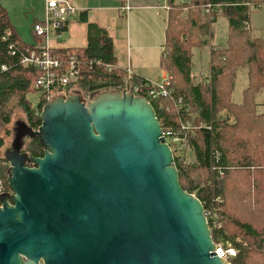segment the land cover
<instances>
[{"label": "water", "instance_id": "obj_1", "mask_svg": "<svg viewBox=\"0 0 264 264\" xmlns=\"http://www.w3.org/2000/svg\"><path fill=\"white\" fill-rule=\"evenodd\" d=\"M3 158L0 264H230L180 184L153 105L124 90L58 94Z\"/></svg>", "mask_w": 264, "mask_h": 264}, {"label": "trees", "instance_id": "obj_2", "mask_svg": "<svg viewBox=\"0 0 264 264\" xmlns=\"http://www.w3.org/2000/svg\"><path fill=\"white\" fill-rule=\"evenodd\" d=\"M208 2L211 10L205 12ZM260 2L166 0L159 68L169 75L172 91L152 102L162 129L185 137L193 152V161L173 155L182 188L199 198L204 209L210 207L211 198H221L216 204L221 226L214 229L213 239L236 248L233 264H264V36H254L249 26L252 8L259 7ZM219 15L228 21V39L221 46L210 45L209 76L201 79L192 70V49L207 44L204 37ZM34 48L33 43L20 38L0 2V134L9 133L7 127L17 110L33 120V127L40 125V117L34 112L42 108V102L32 106L27 98L36 91L40 72L21 63ZM55 52L64 68L72 55L78 60L81 76L64 91L74 88L97 93L126 88L125 70L117 65L113 40L105 27L88 22L84 46L56 48ZM106 64L112 65L110 71ZM242 72L246 85L237 101V79ZM187 122L195 128L186 134L181 125ZM204 124H211L212 129ZM22 150L34 156L43 154L36 137ZM8 167L0 156V177L6 187ZM219 172L222 177L217 182Z\"/></svg>", "mask_w": 264, "mask_h": 264}, {"label": "built area", "instance_id": "obj_3", "mask_svg": "<svg viewBox=\"0 0 264 264\" xmlns=\"http://www.w3.org/2000/svg\"><path fill=\"white\" fill-rule=\"evenodd\" d=\"M76 7L69 0H45L44 16L40 20H36L32 24V31L34 35L43 40V43H39L35 40L34 49L29 51L27 55H24L21 59V63L24 66H33L40 72L38 78L35 81L34 88L40 93L39 101L42 102V107L50 101L54 96L62 94V92L69 86L74 84L78 78H80V71L78 69V60L75 55H72L69 59L67 67H63L62 59L57 55L54 49V44L51 43L50 34L53 32L57 36V39L61 37L64 27L67 22L76 13ZM123 11H127L129 6L124 5L121 7ZM211 3H207L204 11L210 12ZM92 62L90 61V64ZM100 64V61H96ZM111 64H106L105 69L110 71ZM125 70V83L126 88L124 91L133 95L143 96L148 102L152 104L153 101H158L161 97L167 96L171 93L169 88V75L165 76L159 82H153L146 78L137 76L130 68L129 64L124 68ZM72 88H70L71 90ZM38 101V102H39ZM37 102V103H38ZM180 102V99H179ZM168 108V107H167ZM42 108L39 110L35 108L34 115L41 117ZM204 127L211 130V124H204ZM195 125L187 122L181 125V129L187 132L194 131ZM164 142L167 143L170 149L175 152V155L185 156L180 154L181 143L187 144L186 138H181L174 131H162ZM177 151V152H176ZM218 159V155L216 156ZM214 167L211 168V172L214 171ZM222 173L219 172L217 182H220ZM214 182V178H212ZM5 192H12L9 187H6L0 179V194ZM219 196L211 198L210 207L204 209L208 226L213 239L214 229L221 226V222L218 220L217 214V202H220ZM214 241V239H213ZM215 248L213 253L230 264H233L232 259L236 256L237 250L230 243H220L214 241Z\"/></svg>", "mask_w": 264, "mask_h": 264}, {"label": "crops", "instance_id": "obj_4", "mask_svg": "<svg viewBox=\"0 0 264 264\" xmlns=\"http://www.w3.org/2000/svg\"><path fill=\"white\" fill-rule=\"evenodd\" d=\"M77 9V20L85 24V32L87 29V23L93 22L99 26L105 27L108 31L109 36L114 39L113 25L111 19H119L124 27L126 37H125V50L126 57L124 60H119V55H116L117 65L125 68L129 64L131 70L139 77L146 78L153 82H159L166 74L164 70L159 68V55L164 49L165 41V28L167 20V10L166 7L165 17L161 15L160 7L156 3L158 0H125L123 4L119 0H100L98 7L92 6V0H69ZM2 3V1L0 0ZM3 5V3H2ZM117 5V6H116ZM127 5L129 9L123 11L122 6ZM4 6V5H3ZM5 7V6H4ZM6 8V7H5ZM7 9V8H6ZM117 11V13L114 12ZM99 14L104 16L99 17ZM122 15L123 18L120 17ZM220 17V16H219ZM218 17V18H219ZM217 18V19H218ZM37 20V19H36ZM12 21V20H11ZM73 21L70 19L67 22L65 33L68 32L69 25ZM216 22V21H215ZM214 22V23H215ZM14 24V22H12ZM20 38L27 43H34L27 41L21 37L16 25L14 24ZM86 34V33H85ZM254 36L262 37L264 36V30L262 33H258ZM114 44V40H113ZM216 46H221L223 44L217 43ZM221 44V45H219ZM206 45V44H205ZM81 45H69L62 44L60 41L54 43V49L56 48H66V47H80ZM84 46V45H83ZM204 46V45H202ZM116 47L114 45V51ZM199 48L192 49V70L194 64L198 63L201 57L193 58L197 53H200ZM117 50V49H116ZM209 61H210V49L208 63L206 65L197 64L194 74L201 79H206L209 76ZM204 66V67H203ZM243 81L241 87L236 92V100L240 99V92L246 85V78L243 76Z\"/></svg>", "mask_w": 264, "mask_h": 264}, {"label": "rangeland", "instance_id": "obj_5", "mask_svg": "<svg viewBox=\"0 0 264 264\" xmlns=\"http://www.w3.org/2000/svg\"><path fill=\"white\" fill-rule=\"evenodd\" d=\"M1 1L3 5L7 8L10 19L16 25L18 31L21 34V37L27 41L32 40V42H35V40H37L39 43H43L42 39H39L34 35L32 31V24L36 21V19L40 20L43 18L45 0H1ZM179 1L188 2L189 0H179ZM99 3H100V0H92L93 7L100 6ZM156 3H158V5L164 6L163 8L160 7V12H161V15L165 17V14H166L165 9L167 7L166 0H158ZM258 5L259 7H256V8L254 7L255 9L252 8V12L250 13L249 26H250V29L253 35L262 33L264 30V0H261V2ZM251 6L253 7L254 4H252ZM114 12L117 13L116 10H114ZM98 16L102 17L104 15L99 14ZM219 16H218L219 18L217 17L218 19H216V22L213 23L211 30L207 32V34L204 37V39L207 41V44L204 46H201L199 49L201 50V52L193 56V58L201 57L198 60V63L194 64L193 70L196 69L197 64H200L199 63L200 61L202 62V65H206L208 63L209 49H210L211 44L213 45H218L217 43L225 44L228 39V32H229L228 21L224 16L222 15H219ZM120 17L123 18L122 15H120ZM71 20L73 22L69 25L68 32L65 33V31H63L60 38L57 39V36L53 34V32L50 34L51 43L54 44L60 41V45L69 44V45L83 46L86 44L85 24L77 20V14L74 15L71 18ZM110 21L113 25V31H114L113 40H114V45L117 49V50L115 49V54L119 55V60L122 61L126 57V50H125L126 33L122 25V22L119 19L112 18ZM160 54H162V52H160ZM243 76L245 75L242 72L240 74L239 79H237V86H236L237 90H239L242 83H244ZM75 91H78V90L72 88L68 92L70 93V92H75ZM79 92H80V95L84 97L85 102H89L95 96V94L99 93V92L88 93L85 91H79ZM63 95L68 96L69 94L67 95L63 94ZM39 96H40V93L37 91H32L27 94V98L31 102L32 106H35L37 104V102L39 101ZM25 118L26 116L22 111L20 110L15 111L12 117V120L7 127L9 129V133L7 135H5L4 133L0 134L3 137V144L0 145V156L3 157L5 150L11 146V143L13 141L12 140L13 130L15 126H17L18 123L25 124V121H24ZM22 142L24 146L27 140L23 139ZM179 152L180 154H183L185 156V159L187 161H193V158H194L193 152L187 144H185L184 146V144L181 143V149ZM6 163L9 166V163L7 161ZM0 179L3 182L2 177H0Z\"/></svg>", "mask_w": 264, "mask_h": 264}, {"label": "flooded vegetation", "instance_id": "obj_6", "mask_svg": "<svg viewBox=\"0 0 264 264\" xmlns=\"http://www.w3.org/2000/svg\"><path fill=\"white\" fill-rule=\"evenodd\" d=\"M62 94H79L80 95V92L79 91H75V92H68V91H63L62 92ZM82 98L84 99V97L82 96ZM24 121H25V125L28 127V128H32V129H35V127H33V120H31V119H29V118H25L24 119ZM27 128H25V126L24 125H22L21 123H18V125L17 126H15V128H14V130H13V138H12V140L14 139V137H16V136H20L21 135V139L23 140V139H25V140H27V141H29V140H31L32 138H34V137H30L29 135H26V133H27V130H26ZM38 140V139H37ZM22 147H23V145H22ZM23 149V148H22Z\"/></svg>", "mask_w": 264, "mask_h": 264}, {"label": "bare ground", "instance_id": "obj_7", "mask_svg": "<svg viewBox=\"0 0 264 264\" xmlns=\"http://www.w3.org/2000/svg\"><path fill=\"white\" fill-rule=\"evenodd\" d=\"M204 206V205H203Z\"/></svg>", "mask_w": 264, "mask_h": 264}]
</instances>
